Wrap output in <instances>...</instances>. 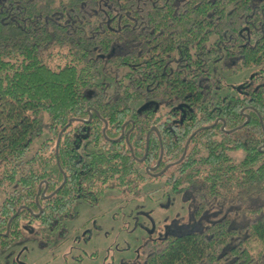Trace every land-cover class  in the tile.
<instances>
[{
    "label": "trees",
    "instance_id": "1",
    "mask_svg": "<svg viewBox=\"0 0 264 264\" xmlns=\"http://www.w3.org/2000/svg\"><path fill=\"white\" fill-rule=\"evenodd\" d=\"M263 144L264 0H0V248L165 177L190 217L145 264H264Z\"/></svg>",
    "mask_w": 264,
    "mask_h": 264
},
{
    "label": "rangeland",
    "instance_id": "2",
    "mask_svg": "<svg viewBox=\"0 0 264 264\" xmlns=\"http://www.w3.org/2000/svg\"><path fill=\"white\" fill-rule=\"evenodd\" d=\"M244 69L225 74L230 84L244 82ZM47 136L32 144V153ZM165 177L133 180L108 188L95 200L80 198L62 217V225L48 229L36 225L23 236L0 248V264H145L144 243L175 232L190 217L189 200L173 192ZM5 197L0 189V205Z\"/></svg>",
    "mask_w": 264,
    "mask_h": 264
},
{
    "label": "water",
    "instance_id": "3",
    "mask_svg": "<svg viewBox=\"0 0 264 264\" xmlns=\"http://www.w3.org/2000/svg\"><path fill=\"white\" fill-rule=\"evenodd\" d=\"M72 121H73V119H70L68 125H70ZM66 127H67V126H65V127L62 129L61 133L63 132V130H64ZM154 128L157 129L156 127H154ZM104 132H105V128H104ZM61 133H60V135H59V137H58L57 144L60 142ZM148 134H149V133H148ZM123 136H124V135L122 134V135L120 136V139L123 138ZM148 144H149V135L147 136V149H148ZM186 146H187V144H186ZM263 146H264V144H263ZM162 150H163V148H162ZM183 156H184V154L182 155V157H183ZM182 157H181V158H182ZM144 158H145V156H144L142 159H140V160H143ZM161 158H162V152H161V155H160V157H159V160H158L157 164L154 165V166H148V167L146 168V170H147L150 174L155 175V176H158V175H161V174L167 169V167H168L169 165H167L164 169H162V170H161L160 172H158V173H154V172H153L154 170H156V169L158 168V165H159V163H160ZM54 192H55V191H54ZM42 195L44 196V193H43ZM38 197H39V195L37 196V199H38ZM10 221H11V220H10ZM9 226H10V222H9V224H8V229H9ZM6 234H8V232H7Z\"/></svg>",
    "mask_w": 264,
    "mask_h": 264
},
{
    "label": "flooded vegetation",
    "instance_id": "4",
    "mask_svg": "<svg viewBox=\"0 0 264 264\" xmlns=\"http://www.w3.org/2000/svg\"><path fill=\"white\" fill-rule=\"evenodd\" d=\"M215 92H217V90H215ZM214 94H215V93H214ZM219 119H221V117H219ZM219 119H218V120H219ZM221 128H222L223 130H225V131L227 130L226 122L223 123V125L221 126ZM185 150H186V146H185ZM156 171H157V170H156ZM166 234H168L167 230H166L165 235H166Z\"/></svg>",
    "mask_w": 264,
    "mask_h": 264
}]
</instances>
